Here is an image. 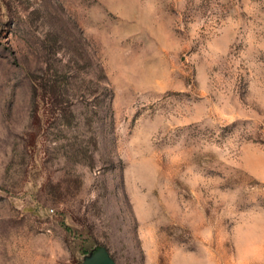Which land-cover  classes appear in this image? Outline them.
Here are the masks:
<instances>
[{"label":"rangeland","instance_id":"rangeland-1","mask_svg":"<svg viewBox=\"0 0 264 264\" xmlns=\"http://www.w3.org/2000/svg\"><path fill=\"white\" fill-rule=\"evenodd\" d=\"M264 264V0H0V264Z\"/></svg>","mask_w":264,"mask_h":264},{"label":"water","instance_id":"water-1","mask_svg":"<svg viewBox=\"0 0 264 264\" xmlns=\"http://www.w3.org/2000/svg\"><path fill=\"white\" fill-rule=\"evenodd\" d=\"M82 264H117L106 247L101 246L90 256H87Z\"/></svg>","mask_w":264,"mask_h":264},{"label":"trees","instance_id":"trees-1","mask_svg":"<svg viewBox=\"0 0 264 264\" xmlns=\"http://www.w3.org/2000/svg\"><path fill=\"white\" fill-rule=\"evenodd\" d=\"M98 248H99V247L95 248V250H94V251H96Z\"/></svg>","mask_w":264,"mask_h":264}]
</instances>
